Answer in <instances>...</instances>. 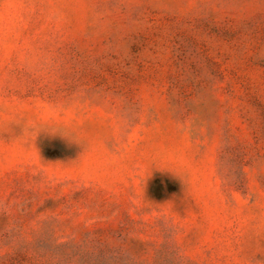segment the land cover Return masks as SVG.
<instances>
[{
	"label": "rangeland",
	"instance_id": "1",
	"mask_svg": "<svg viewBox=\"0 0 264 264\" xmlns=\"http://www.w3.org/2000/svg\"><path fill=\"white\" fill-rule=\"evenodd\" d=\"M0 264H264V0H0Z\"/></svg>",
	"mask_w": 264,
	"mask_h": 264
},
{
	"label": "clouds",
	"instance_id": "2",
	"mask_svg": "<svg viewBox=\"0 0 264 264\" xmlns=\"http://www.w3.org/2000/svg\"><path fill=\"white\" fill-rule=\"evenodd\" d=\"M72 142V141H71Z\"/></svg>",
	"mask_w": 264,
	"mask_h": 264
}]
</instances>
